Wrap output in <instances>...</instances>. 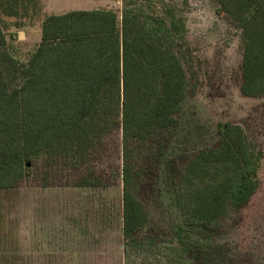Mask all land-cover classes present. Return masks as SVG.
<instances>
[{"label": "trees", "instance_id": "obj_1", "mask_svg": "<svg viewBox=\"0 0 264 264\" xmlns=\"http://www.w3.org/2000/svg\"><path fill=\"white\" fill-rule=\"evenodd\" d=\"M241 31L242 93L264 98V0H216ZM177 0H125L112 9L50 15L41 41L20 64L0 27V190L14 189L42 159L85 165L94 148L120 129L123 143L125 264L159 248L143 236L149 212L138 196L133 143L176 130L191 92L186 6ZM219 143L195 153L175 184L182 222L165 264H219L217 251L192 244L186 229L219 226L260 187L263 150L236 123H220ZM102 180L89 171L76 187Z\"/></svg>", "mask_w": 264, "mask_h": 264}, {"label": "rangeland", "instance_id": "obj_2", "mask_svg": "<svg viewBox=\"0 0 264 264\" xmlns=\"http://www.w3.org/2000/svg\"><path fill=\"white\" fill-rule=\"evenodd\" d=\"M124 1L0 0V27L11 55L24 64L39 45L43 23L50 15L93 9L121 12ZM186 1L191 57L184 61L191 92L177 116L179 126L147 143L132 144V162L140 175L138 196L149 212L142 234L154 238L159 248L133 255L130 264H165L182 222L175 184L195 153L219 143L220 123L241 125L264 153V98L247 97L241 91V31L219 12L216 0ZM122 169L120 129L92 150L85 165L75 168L63 158H44L18 187L0 190V222L48 219L61 224L53 229L60 231L56 244L64 247L63 259L55 252L52 264H125ZM89 171L102 185L76 187ZM259 178L260 187L251 201L232 210L218 227L186 229L192 244L205 250L225 247V252L217 251L219 264H264V156ZM10 229L0 227V242L5 240L3 231ZM4 256L0 252V263L5 262Z\"/></svg>", "mask_w": 264, "mask_h": 264}, {"label": "crops", "instance_id": "obj_3", "mask_svg": "<svg viewBox=\"0 0 264 264\" xmlns=\"http://www.w3.org/2000/svg\"><path fill=\"white\" fill-rule=\"evenodd\" d=\"M60 225L48 219L14 220L9 224L0 222V227L13 228L3 231L6 236L5 240L0 242V252L6 256L1 257L5 262L0 264H52L50 260L55 252L59 253L57 257L62 260L64 247L56 244L60 231L53 229L54 226ZM65 251H69L67 247ZM10 252L12 257L9 256ZM9 259H12L13 263L9 262Z\"/></svg>", "mask_w": 264, "mask_h": 264}, {"label": "water", "instance_id": "obj_4", "mask_svg": "<svg viewBox=\"0 0 264 264\" xmlns=\"http://www.w3.org/2000/svg\"><path fill=\"white\" fill-rule=\"evenodd\" d=\"M20 37H23V33H20Z\"/></svg>", "mask_w": 264, "mask_h": 264}]
</instances>
